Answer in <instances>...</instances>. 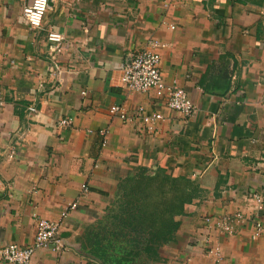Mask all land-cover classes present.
<instances>
[{
  "label": "crops",
  "instance_id": "obj_1",
  "mask_svg": "<svg viewBox=\"0 0 264 264\" xmlns=\"http://www.w3.org/2000/svg\"><path fill=\"white\" fill-rule=\"evenodd\" d=\"M25 1L0 0V247L30 244L36 217L60 219L76 203L61 218L62 247L37 249L31 264H99L84 249L89 224L122 179L162 167L196 191L154 264H264V233L252 237L251 221H232L230 235L212 226L237 211L264 226V0H50L35 31ZM51 29L65 38L54 60ZM154 42L192 116L121 85L126 54ZM111 105L162 119L148 131ZM63 117L71 124L58 127Z\"/></svg>",
  "mask_w": 264,
  "mask_h": 264
},
{
  "label": "trees",
  "instance_id": "obj_2",
  "mask_svg": "<svg viewBox=\"0 0 264 264\" xmlns=\"http://www.w3.org/2000/svg\"><path fill=\"white\" fill-rule=\"evenodd\" d=\"M193 181L162 167H141L122 179L100 233L86 236L84 249L99 264H154L161 245L176 230L175 216L195 197ZM97 221V222H98Z\"/></svg>",
  "mask_w": 264,
  "mask_h": 264
},
{
  "label": "built area",
  "instance_id": "obj_3",
  "mask_svg": "<svg viewBox=\"0 0 264 264\" xmlns=\"http://www.w3.org/2000/svg\"><path fill=\"white\" fill-rule=\"evenodd\" d=\"M48 3L49 0L25 1L22 8V15L33 31L41 29L44 16L49 7ZM46 39L51 44L50 56L53 59L54 53L61 52L65 38L59 31L51 29L47 31ZM152 44L153 47L151 48L130 51L126 54L121 68V85L126 91L145 92L152 90L155 98L161 99L169 110L184 116H192L197 110L195 105L181 86L174 81H165L160 70V55L154 49L158 43L154 42ZM55 67L56 69L59 68L57 64H55ZM81 94L84 95L85 91H81ZM4 103L2 94L0 93V107ZM109 112L118 115L124 120H138L148 131H152L154 129V123L162 119V115L159 112H147L141 106L135 109L134 115L128 114V111L126 112L118 105H111ZM70 124V117H63L57 123L58 127H67ZM100 133L106 135L104 130H101ZM14 152L11 149L10 155H13ZM82 188L84 190L87 189L85 184L82 185ZM252 199L255 200L258 209L263 208V200L257 194H253ZM75 207L76 203L68 204L61 212L60 219L36 217L33 242L25 246L8 243L0 247V259L10 264H31L37 249L58 251L62 247V243L58 237L61 218H64L68 211ZM210 219L208 217L206 218L207 221ZM232 221H237L241 224H246L251 221L253 225L252 237H258L264 233L263 223L258 218L250 219L241 211H237L229 217L223 216L218 218L212 226L230 235L233 232ZM211 251L216 254V261L220 262L222 257L220 249L214 247Z\"/></svg>",
  "mask_w": 264,
  "mask_h": 264
},
{
  "label": "rangeland",
  "instance_id": "obj_4",
  "mask_svg": "<svg viewBox=\"0 0 264 264\" xmlns=\"http://www.w3.org/2000/svg\"><path fill=\"white\" fill-rule=\"evenodd\" d=\"M105 221H98V222H93L89 224V233L90 236L95 234V233H100L102 230V227L104 226Z\"/></svg>",
  "mask_w": 264,
  "mask_h": 264
},
{
  "label": "water",
  "instance_id": "obj_5",
  "mask_svg": "<svg viewBox=\"0 0 264 264\" xmlns=\"http://www.w3.org/2000/svg\"><path fill=\"white\" fill-rule=\"evenodd\" d=\"M50 3H51V2H50V0H49V3H48V5H50Z\"/></svg>",
  "mask_w": 264,
  "mask_h": 264
}]
</instances>
